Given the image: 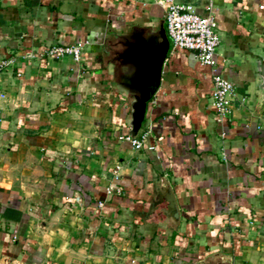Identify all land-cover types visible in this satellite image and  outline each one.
Segmentation results:
<instances>
[{"label":"crops","instance_id":"crops-1","mask_svg":"<svg viewBox=\"0 0 264 264\" xmlns=\"http://www.w3.org/2000/svg\"><path fill=\"white\" fill-rule=\"evenodd\" d=\"M173 1L211 3L231 113L169 39L135 148L118 52L166 32L159 0H0V264H264V103L244 61L264 50V0Z\"/></svg>","mask_w":264,"mask_h":264},{"label":"built area","instance_id":"built-area-1","mask_svg":"<svg viewBox=\"0 0 264 264\" xmlns=\"http://www.w3.org/2000/svg\"><path fill=\"white\" fill-rule=\"evenodd\" d=\"M159 2L165 7L166 32L172 44L175 47L191 50L200 63L210 67L213 84L211 105L219 119L228 118L232 109L230 96L234 93L235 87L232 81L218 71L216 51L220 37L216 29V21L210 12L211 3L207 7L208 13L200 15L190 6L176 3L173 0H159ZM47 54L56 58L70 56L73 60L78 61L81 57V47L53 44ZM13 61V58H0V72ZM144 137L143 134L135 137L127 134L124 139L135 148H140Z\"/></svg>","mask_w":264,"mask_h":264},{"label":"water","instance_id":"water-1","mask_svg":"<svg viewBox=\"0 0 264 264\" xmlns=\"http://www.w3.org/2000/svg\"><path fill=\"white\" fill-rule=\"evenodd\" d=\"M127 45L124 53L118 52V60L123 68L116 86L130 98V122L127 134L135 137L142 126L147 104L159 87L170 42L165 29L161 26L155 35L137 36L136 40L128 42ZM244 61L254 68L252 69L255 77V80H252L253 89L262 105L264 103V50L258 48L247 50ZM164 199L171 208H176L170 189H167Z\"/></svg>","mask_w":264,"mask_h":264}]
</instances>
